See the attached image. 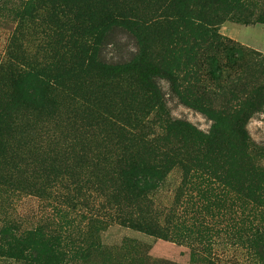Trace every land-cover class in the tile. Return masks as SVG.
I'll list each match as a JSON object with an SVG mask.
<instances>
[{"label":"rangeland","instance_id":"1","mask_svg":"<svg viewBox=\"0 0 264 264\" xmlns=\"http://www.w3.org/2000/svg\"><path fill=\"white\" fill-rule=\"evenodd\" d=\"M26 1L0 0V67L9 60L16 12ZM125 1L140 14L152 9L148 0ZM214 18L217 40L202 47L199 83L194 98H185L193 105L158 80L166 111L170 120L223 143L236 140L235 125L214 116L240 102L250 144L264 155V0H243ZM44 39L35 26L27 28L28 60ZM138 53L137 41L117 30L100 60L127 63ZM92 89L62 90L55 115L22 119L5 152L0 147V264H39L29 251L40 242L30 237L35 231L61 239L52 264H264V198L246 173L251 164L264 167V159L211 165L203 183L171 165L157 189L127 193L121 169L136 153L99 119L103 110H93ZM159 126H148L142 138L162 137ZM75 204L76 211L68 210ZM94 206L102 214L87 216Z\"/></svg>","mask_w":264,"mask_h":264},{"label":"trees","instance_id":"2","mask_svg":"<svg viewBox=\"0 0 264 264\" xmlns=\"http://www.w3.org/2000/svg\"><path fill=\"white\" fill-rule=\"evenodd\" d=\"M148 1L152 9H144L142 14L125 0L22 2L16 12L18 28L11 41L9 60L0 67L2 153L10 137L18 135L22 119L55 115L59 92L77 94L86 86L92 89L94 84L89 92L93 110L100 113L101 108L99 119L128 145L129 151L136 153L125 160L121 169L127 193L157 189L171 165H179L187 178L203 183L206 175L213 172L211 165H223L229 158L250 164L252 158L264 159L263 154H255L247 137L244 104L239 102L227 108L226 113L214 116L215 121L235 125L236 140L218 143L187 123L170 120L158 85V80L166 81L185 105H193L185 98H194L202 47L217 40L214 17L236 10L243 0ZM29 26H35L45 38L31 60L27 59L23 41ZM117 30L126 31L137 41L139 53L127 63L101 62L102 47ZM149 116L153 119L146 122ZM157 123L162 137L142 138L141 133ZM162 141L167 143L165 148L161 147ZM246 173L251 189H257V195L264 198V167L251 164ZM67 208L76 211L77 204ZM97 208L94 206L87 216L102 214ZM30 237L40 241L30 245L33 262L52 264L62 250L61 239L46 237L39 231Z\"/></svg>","mask_w":264,"mask_h":264}]
</instances>
